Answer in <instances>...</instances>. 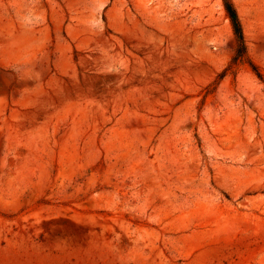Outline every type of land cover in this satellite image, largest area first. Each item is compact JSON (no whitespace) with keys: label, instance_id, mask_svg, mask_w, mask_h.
<instances>
[{"label":"rangeland","instance_id":"1","mask_svg":"<svg viewBox=\"0 0 264 264\" xmlns=\"http://www.w3.org/2000/svg\"><path fill=\"white\" fill-rule=\"evenodd\" d=\"M0 0V264H264V0Z\"/></svg>","mask_w":264,"mask_h":264},{"label":"trees","instance_id":"2","mask_svg":"<svg viewBox=\"0 0 264 264\" xmlns=\"http://www.w3.org/2000/svg\"><path fill=\"white\" fill-rule=\"evenodd\" d=\"M223 3L234 30L237 45L236 54L238 58H241L246 54L242 24L232 0H223Z\"/></svg>","mask_w":264,"mask_h":264}]
</instances>
